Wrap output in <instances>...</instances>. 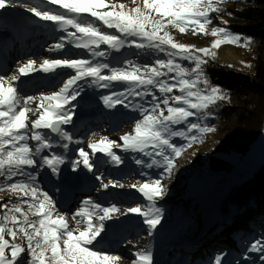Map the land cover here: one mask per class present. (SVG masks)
Here are the masks:
<instances>
[{"label":"snow or ice","instance_id":"6c2138e0","mask_svg":"<svg viewBox=\"0 0 264 264\" xmlns=\"http://www.w3.org/2000/svg\"><path fill=\"white\" fill-rule=\"evenodd\" d=\"M132 2L136 6L128 8L124 3L117 4L110 0H44L46 4L58 5L56 11L44 10L39 5H23L36 17L53 22L66 33L50 47V51L60 52L68 43L86 50L93 57L102 58L107 52L99 50L101 45L117 51L126 44L144 48L145 43L136 39L140 38L147 41V47L161 52L166 51L167 46L168 59H157L153 64L145 65L125 61L124 67H113L106 62L85 58L45 59L39 68L35 67L36 61L28 60L11 77L0 75V177L8 181L16 176H27V180L0 184V190L6 186L17 193L27 206L24 208L20 203H13L11 207L0 204V209L4 210L0 216V264H21L25 251L31 253V264H120L122 260V257L109 253L102 246L104 221L113 219L111 214L120 211L115 205L102 207L91 199L83 201V206L71 217L75 221L73 227L67 215L58 210L49 193L34 186L37 177L25 172V168L47 167L57 174L59 166L65 162L60 154L43 153L52 149L56 142L52 134L62 141L73 140L62 126L73 122L74 112L70 109L71 102L81 94L78 82L92 78V82L102 88L119 83L124 86L128 96L151 98L147 106L143 103L134 105V110L140 112L142 118L136 121L132 132L120 137L122 144L103 136L88 145L92 154L105 153L116 164L122 163V158L114 148L150 157L151 163L146 165L148 168L161 166L162 159L163 172L160 177L129 185L141 193L150 206L147 211L140 206L132 207L127 209V213L142 215L150 229H155L160 223V209L155 207V200L165 194L162 178L164 174L171 175L174 157L179 156L185 146L190 147L192 142L199 139L194 132L216 130L199 122L205 110L227 99L222 90L211 85L204 75L202 66L207 61L197 53L207 56L210 51L208 48H195L176 42L167 29L170 26L180 33L191 30L193 35H207L206 26L211 23L209 14L220 12L218 5L223 0H142L143 7L137 0ZM11 6H14L12 0H0V9ZM97 22L104 28L99 27ZM69 26L75 31L69 32ZM104 29H114L120 35ZM211 34L221 37L212 42L213 48L222 43H238L242 39L245 46L251 43V38H242L226 27H213ZM122 36L132 39L126 40ZM177 57L193 62L195 66L189 71L177 61ZM63 69L73 70L75 74L58 91L39 97L26 96L21 102L15 83L21 76L36 71L56 74ZM200 83L204 88L198 87ZM123 96L124 93H113L103 98L104 103L109 108L125 105L126 98ZM34 101H38L35 108L30 107ZM30 114L35 115V119ZM193 117L196 119H190ZM176 125H183V130H177ZM172 137L185 138L188 143L176 145ZM30 141H34L35 146ZM61 146L67 149L69 145L63 143ZM78 152L82 159L74 163V169L82 163L92 171L90 154L83 148ZM135 162L144 164L141 159ZM109 186L124 187L111 180L102 185L105 189ZM25 240L26 249L22 246ZM250 250L264 254V239L255 240ZM136 257L132 264H152L150 251H138ZM261 259L264 260V255ZM215 260L216 264H223L222 257L217 256Z\"/></svg>","mask_w":264,"mask_h":264},{"label":"rangeland","instance_id":"374dc122","mask_svg":"<svg viewBox=\"0 0 264 264\" xmlns=\"http://www.w3.org/2000/svg\"><path fill=\"white\" fill-rule=\"evenodd\" d=\"M110 2L124 3L128 8L136 6L132 0H110ZM137 2L143 7L142 0ZM246 3L247 0H223L218 5L221 11L209 14L211 23L206 26L207 35H193L191 30L180 33L170 26L167 31L176 42L193 45L195 48H208L210 54L207 56L197 53L204 60L210 58L221 64L252 72L254 62L248 53L250 45L245 46L244 39L238 43H222L219 47H211L214 40L221 38L211 34L213 27H226L230 32L240 35L231 30L228 25L235 20L231 11H237ZM12 4L14 6L0 9V75L11 77L17 72L18 67L28 60L36 61L35 67L39 68L40 63L45 59L85 58L106 62L113 67H124L125 61L145 65L153 64L157 59H168L167 46H165L166 51L161 52L147 47V41H141L140 38L136 39L138 42L145 43L144 48L126 44L117 51L107 45H101L99 50L107 52V55L102 58L93 57L86 50L68 43L60 52L50 51V47L59 42L62 36H66V33L53 22L36 17L23 5L27 4L28 7L39 5L44 10L52 11L58 10L59 6L46 4L44 0H12ZM97 25L104 28L99 22ZM104 30L120 35L114 29ZM68 31L75 30L69 26ZM122 38L132 39L123 36ZM176 59L189 71L195 66L189 60L179 57ZM74 74L73 70L63 69L56 74L36 71L30 75L21 76L15 82L19 96L22 98L21 102L23 103V97L26 96L39 97L41 94L49 95L58 91ZM78 83L81 94L71 102L70 109L74 112L73 122L62 126L72 135L73 140L62 141L52 134L56 142L52 149L45 150L43 153L55 152L64 156L65 162L59 166V172L53 174L47 167L25 168L26 173L30 172L37 177L34 186H39L49 193L56 202L58 210L67 215L73 227H75V221L71 220L72 215L83 206V201L91 199L102 207L115 205L120 210L111 214L113 219L104 221L105 230L102 233V246L109 253L122 257L120 264H132L137 259L136 253L142 250L150 251L152 264H185L184 261H187V264H216L217 256L222 257L223 264H264V260L261 259L264 254L250 250L255 240L264 239L263 222L258 223L262 230L253 231L248 222H244L240 216L236 215L226 223L225 229L219 219L212 222L210 218L219 202L231 192L232 188L248 178L264 161V128L246 152L221 150L220 135H217L216 126L213 125V118L222 107L217 103L221 101L205 110L199 122L216 130L206 133L194 132L199 139L192 142L190 147L185 146L182 153L174 157L171 175L164 174L162 178L165 194L155 200V207L160 209V223L155 229H150L142 215L127 213V209L132 207L140 206L147 211L150 206V202L129 185L142 184L149 178L160 177L163 172L162 159L156 157L161 159V166L148 168L146 165L151 163L150 157L130 150L125 151L123 148H114L116 154L122 158V163L116 164L105 153L92 154L88 145L99 141L103 136L122 144L120 137L132 132L136 121L142 118L141 113L134 110V105L143 103L147 106L151 98L128 96L124 92V86L119 83L107 88L93 83L92 78ZM198 87L204 88L203 83H200ZM113 93L117 95L124 93L122 98H126V104L109 108L103 98ZM36 103L38 101L32 102L29 106L35 108ZM31 118L35 119V115H31ZM175 128L183 130L184 126L176 125ZM171 139L176 145L188 143L182 137ZM63 143H68L67 149L61 146ZM30 144L35 146L34 141H30ZM80 148L90 154V162L93 163L92 171H89L82 163L74 169V163L82 159L78 152ZM136 159L143 160L144 164H137ZM221 160L233 163V170L229 173L214 170L213 164L217 165ZM47 176H51L52 180L49 188L46 189L44 180ZM21 179L27 180V176H16L8 181L0 177V184ZM110 180L119 182L124 187L103 188L102 185L108 184ZM66 196L72 198L68 203H65ZM13 203H20L22 207H27L18 198L17 193L5 186L3 190H0V204H8L11 207ZM3 211L0 209V216L3 215ZM100 214L102 215V212ZM30 218L35 219V217ZM193 220H197L198 228L196 229H193L190 223ZM236 224H240L246 232L254 234L247 238L243 245L235 240L233 234L228 233V230L234 229ZM22 246L27 248L26 240L23 241ZM21 264H31L30 252L25 251L22 254Z\"/></svg>","mask_w":264,"mask_h":264},{"label":"trees","instance_id":"16d2710c","mask_svg":"<svg viewBox=\"0 0 264 264\" xmlns=\"http://www.w3.org/2000/svg\"><path fill=\"white\" fill-rule=\"evenodd\" d=\"M231 12L235 20L229 23V28L245 38H251L248 53L253 59L254 70L243 71L210 58L205 59L207 63L202 67L209 83L218 86L227 96L226 100L217 103L222 107L213 118L217 135H220V149L244 153L264 128V0H247L237 11ZM212 167L229 173L234 164L221 160ZM236 215L248 222L253 231L260 229L258 223H264V161L248 178L232 188L210 218L212 222L219 219L226 229V223ZM190 223L193 229L198 228L197 220ZM225 231L233 234L240 245L254 236L240 224ZM184 263L187 264V261Z\"/></svg>","mask_w":264,"mask_h":264},{"label":"bare ground","instance_id":"6f19581e","mask_svg":"<svg viewBox=\"0 0 264 264\" xmlns=\"http://www.w3.org/2000/svg\"><path fill=\"white\" fill-rule=\"evenodd\" d=\"M51 180H52V177H51V176H47V177L45 178V180H44V183H45L44 187H45L46 189L49 188V184H50ZM36 185H37V184H36ZM70 199H72V198H71V197L69 198L68 196H66V197H65V203H68Z\"/></svg>","mask_w":264,"mask_h":264}]
</instances>
